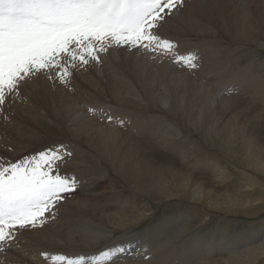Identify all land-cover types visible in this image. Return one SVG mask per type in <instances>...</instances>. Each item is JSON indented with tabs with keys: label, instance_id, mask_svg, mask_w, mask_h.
I'll list each match as a JSON object with an SVG mask.
<instances>
[{
	"label": "bare ground",
	"instance_id": "obj_1",
	"mask_svg": "<svg viewBox=\"0 0 264 264\" xmlns=\"http://www.w3.org/2000/svg\"><path fill=\"white\" fill-rule=\"evenodd\" d=\"M250 1L217 0L209 5L208 0H196L193 5H185L182 13L176 12L163 22L159 32L162 37L176 41L179 52L196 51L200 57L198 70L185 71L193 85H196L195 91L201 92L199 86L210 87L207 91L202 90L209 98L191 118L187 110L190 104L186 105L183 99L185 90H178L179 83L173 79L175 76L181 79L185 74L178 76L165 71L164 75L170 78L159 77L156 80L152 73L154 65L142 66L141 56L137 55L135 60L130 61L129 51L121 56L116 53L118 50L112 52L113 58L109 59V63L113 66L116 64L117 71L123 68L125 74L120 76L114 71L116 75H111L108 100H105L104 90L99 89V82L93 79L90 88L82 89L80 84L77 87L73 85L67 93L45 90L34 93L30 90L31 80L22 84V99L0 113V157L15 162L35 151L62 143L73 153L62 172L74 173L80 183L76 191L78 195L74 194V197L62 201L57 206L54 219L49 218L45 225L36 229L23 230L17 241L19 247L13 246L0 253V264H53L50 259L53 254L73 258L91 257L108 247L128 244L136 245L141 254L134 251L133 255L116 259L112 264H216L218 261L224 264H264V225L258 230H244L237 220L228 218L235 214L249 218L264 214V147H258L259 151L245 137L236 138L231 133L226 134L227 138L220 139V130L215 126L208 127L207 130L214 129L213 134L219 138L215 140L210 133H206L209 134L207 137L215 141L210 142L221 149V155L234 167V174L239 175L232 184L234 189H212L214 185L223 186L235 177L225 166L220 165L219 159L213 160L209 156L195 159L198 156L196 151H190L195 148L190 145L191 140L179 136V132H175L176 127L167 118L155 113L157 106L162 105L164 108L165 104L168 106L165 109L172 115L187 112L189 124L203 133L206 130L203 125L204 111L209 110L214 114L216 110L219 112L217 120H221V116L230 109L228 106L237 99L236 96L226 97L229 92H238L237 97H259L258 101H254L260 109H264V69L258 68L255 48L250 46H264V0H259L262 10L261 22L258 20V24L249 7ZM219 4L225 5L231 13V22L238 35H232L227 28L225 23L228 24V21ZM215 34L220 37L228 35L230 40L219 44V39L214 38ZM234 37L248 43L246 46L239 44L245 49L238 51V47L230 44L236 42ZM155 66L156 73H159L158 68L177 74L183 71L168 59L163 63H155ZM158 81H161L159 87ZM50 83L44 78V87L49 88ZM87 107L103 109L104 115L111 114L116 118V114L122 118L130 116L131 127L135 126L132 127L133 131L140 136L139 146H142L143 154L146 155L143 160L144 171L140 166L141 161H133L136 155L128 161L123 156L118 157L117 137L122 132L121 128L102 119L100 111L95 115L89 114ZM254 120L260 121V115L256 114ZM35 127L46 129L52 134L47 137L46 144L32 141ZM230 129L232 131L233 127ZM163 151L174 156L159 155ZM116 156L118 160H115ZM107 161L113 166L112 172L119 173L126 181V189L131 195L125 194L123 188L116 190L110 187L109 192L95 190L100 189L110 178L102 165ZM138 196L149 198L155 204L175 199L178 203L195 204L196 207L190 208L204 216L199 219V223L187 224L184 220L179 222L180 216L175 218L169 214L160 224L155 223L153 227L136 232L135 226L140 227L145 219L148 220L151 209L143 200L136 199ZM207 210L223 214L218 216L223 221L215 229L203 232L206 222L211 218ZM215 250L227 252V255L211 260ZM40 253H48L49 258L45 259Z\"/></svg>",
	"mask_w": 264,
	"mask_h": 264
},
{
	"label": "snow or ice",
	"instance_id": "obj_2",
	"mask_svg": "<svg viewBox=\"0 0 264 264\" xmlns=\"http://www.w3.org/2000/svg\"><path fill=\"white\" fill-rule=\"evenodd\" d=\"M186 0H0V113L22 99V84L43 75L53 85L69 86L73 73L112 48L158 63L193 71L196 51L181 53L178 43L159 34L162 23ZM89 114L120 126L124 121L103 109ZM7 117H5L6 119ZM73 153L55 144L9 161L0 157V253L17 243L20 233L55 218L57 206L79 189L74 173L62 172ZM141 254L136 245H115L91 257L51 255L53 264H112ZM146 251V249H145ZM45 259L48 253H40ZM147 259V258H146Z\"/></svg>",
	"mask_w": 264,
	"mask_h": 264
},
{
	"label": "rangeland",
	"instance_id": "obj_3",
	"mask_svg": "<svg viewBox=\"0 0 264 264\" xmlns=\"http://www.w3.org/2000/svg\"><path fill=\"white\" fill-rule=\"evenodd\" d=\"M186 1L187 2H186L185 5H187L189 3H190V5H193V2L194 3L196 2V0H186ZM215 1H217V0H208V3H209V5H213ZM250 2H249V7L251 8V11L253 12L252 13L253 14V18L254 19L257 18V24H258V20H260V22H261V17H260V12L262 10V8H261V2L259 0H252V2L251 3ZM219 7L222 8L221 9L222 13H224L226 15L228 24L227 23H225V24L228 26L227 28L229 29V31L231 32V34L232 35H238L239 32H237V30L235 29V27H233L234 23L231 22L232 15H231L230 12H228L226 10L227 7L225 5H222V4H219ZM183 10H184V8H182L178 12L179 13H182ZM162 27H163V23H162V25L159 28V32L161 31ZM262 29H264V28L262 27ZM229 34L230 33H228V35ZM228 35H222L220 37V36H218V35L215 34L214 35V38L216 40L219 39V44H220V42L221 43H225V42H228L230 40L229 37H228ZM230 37H231V35H230ZM239 37L242 38L240 35H239ZM234 39L236 41L235 42L236 44L232 42V43H230L231 45H233L235 48L238 47L237 48L238 51H240L241 49H245L244 47H239V46L240 45L246 46L248 43L241 42L238 37H234ZM263 42H264V40H263ZM230 44H228L227 46H229ZM250 46L252 48L253 47L255 48L254 53L256 55V61L259 64L258 65V68L264 69V66H263V64H264V46H262V47L261 46L256 47L253 44H250ZM116 50H118V51H116ZM113 51H116V53H118V55L121 56V54L124 55L126 53V51H128V50L126 48L125 49L112 48L107 53L101 54V61H102V63H99V64L96 63L97 64L96 65L95 62H92L91 65L89 64L87 67H85V68H83L81 70L80 69L75 70L76 72L74 71V73H73V76H72V79H71V83H70L71 85L70 86L65 87L64 85H61V84L59 85V83H57L54 86H52L53 84L50 83L51 85L49 86V88H46V87L43 86V84H44V78L45 77H43V75H41L42 79H41V77L36 78V79L35 78L31 79V87L32 88L30 87V90L32 92H34V93H36L37 91H40V90L51 91V92H58V93L59 92L60 93H62V92L63 93L66 92L67 93V92H70L71 89L74 86H76V87L79 86V84H80V87L82 89H85L87 87L90 88V83H91V81L93 79V81H96L97 83L99 82V85H100L99 86V89L104 90V93L103 94L106 96L105 97V100H108L109 98L107 96H109L111 94V92H109V90H111V81H109L111 79V75H114V74L116 75V72H118L117 74H119L120 76L123 75V74H125L123 68H118V71H117L116 64L113 66L111 63H109V59L113 58L112 57V52ZM244 51H246V50H244ZM128 54H129L128 57H130V59H129L130 61L132 59H134V60L136 59V57H135L134 54H130V53H128ZM106 57H108V59H106ZM155 63H157V62L151 61V64H149V60L148 59H146L145 57H142V56L140 57V64L142 66H144V64L146 66L154 65L152 73L155 75V79L156 80L159 77H166V78L168 77V78H170V76H165L164 75L165 74V71H166V73H170L172 75H175L176 74L178 76H181V74H183V73L185 74L184 75L185 77H182L181 79H176V76L173 77V79H175L179 83L178 84V86H179L178 87V90H180V91H182L183 89L185 90L183 99L185 100L186 105L187 104H190V109H187L188 112L190 113V118H191V116L197 114L199 112V110H200L199 106H201L202 103H206V100L209 98L207 95H205V92H202V90L204 91L206 89V91H207L210 87H206L205 86V87L201 88V86H199V91H201L199 93V92L195 91L196 85L195 84L193 85V83L190 81V79L188 77V74L185 72V71H187V68L185 69V68L179 67L180 69L183 70V71L180 70L182 72L178 71V72H180V74L173 73V72L171 73V72H169L167 70H164V69H161V68H158L159 73H156L155 69H156L157 66H155ZM97 66H98V68H97ZM95 67L97 68V70H96ZM146 68L148 69V67H146ZM86 69H87V71H86ZM198 69L199 68L195 69V71L198 70ZM89 70H91V71H89ZM114 71H116V72H114ZM78 72H80V73H78ZM98 73H100V74H98ZM90 77H91V79H90ZM107 77H108V79H107ZM184 78H185V80H184ZM159 82H161V81H158V83H157L158 86L157 87L160 86ZM157 87H156V89H157ZM157 91L158 90H156V92ZM238 94H239L238 92H229V94L228 93L226 94L227 95L226 97L236 96L237 99L235 100L234 103H232V104H230L228 106V108H230V109L227 110L221 116V120L220 119L217 120V116H218L219 112H217L216 110L214 111V114H212L211 112H209V110L207 112L204 111V115H203V121L204 122H203V125H204V129H206V130L203 131V133L202 132H198V129L197 128H195V127L193 128L192 125L189 124V121H188V113L187 112H184V113L176 112L174 115H172V113L169 110H166L165 109V108L168 107V106L166 107L167 104H165L164 108H162L161 107L162 105H161V106H157V109H155L156 110L155 113L157 112L158 114L163 115L164 118H167V121L168 122H170L171 124H173L176 127L175 132H179V136H181L182 138H189L191 140L190 141V143H191L190 145L191 146H195V148H192L190 146V148H192L190 151L191 152L196 151L197 152L196 153V156H198V157L195 156L196 157V158L194 157L195 159H197V158L203 159V158H209V157L211 159H213V160H218L219 159L220 160L219 162L221 163L220 165L225 166L226 169H227V171L233 177H235V179H233L231 181H226L225 184H222L223 186H220V184H219V186L218 185L217 186L214 185L215 187H211L212 189H221V188H223L224 190L234 189L232 184H234L236 182V178H239V175H235L234 174V172H235L234 171L235 170L234 167H232V165L229 163V161H227L226 158L221 155V153H220L221 152V149L220 148L218 149L213 143L210 142V141H214V140L211 137H207V135H209V134L206 135V133H210L211 136H213V138L215 140H218L219 138L220 139H223L225 137L227 138V136L229 135V133H231V134H234L236 138H241V137L244 138L245 137L246 140H247V142L252 143L258 150H259L260 147H262V148L264 147V133H262L260 131V130H262L264 132V109H260L258 107V105H256V103L254 101L255 99H257V101H258L259 97L256 98V97H250V96H245V95H240L239 97H237ZM242 102H246V104L245 103H242ZM251 104H252V107L254 106L253 108L251 107ZM161 113H165V115L164 114H161ZM238 113H240L241 115L240 114L238 115ZM170 114H171V116H170ZM207 114H209V115H207ZM256 114H259L260 115V117H261V120L260 121L254 120ZM116 116H117L118 119L124 121V125L121 126V127H120V125H118V123H116L115 120L113 121L114 126L116 125L115 127L119 128V129L121 128V131H122L121 133H118V137H117V144L119 146L117 147L118 150L117 149L116 150H117V153H118V157H122L123 156L128 161L129 158L135 157V155H136V157L134 158L133 161H136V160L141 161L140 162V166H141V169L144 171V165L145 164H143V160L146 158V155L143 154L142 146L141 147L139 146V140H141V139H139L140 136L135 135V131H133V128L135 126L134 127L132 126L133 128L131 127L132 119L130 118V116H127V114H125V116H127L126 118L128 120L126 118L120 117V115H118V114H116ZM227 116H228V118H227ZM49 117H51V116H49ZM229 118L230 119L232 118V120H229ZM227 119H228V121H227ZM237 119L239 120L238 121L239 123L236 122ZM46 122H48V120H46ZM186 122H187V124H186ZM221 122L222 123L223 122L225 123V124L223 123L224 126H223V124H220ZM228 122L230 123V125H229ZM48 124H50V127H52L50 122ZM210 126L212 128L215 126L218 130H220V132L218 134V137L219 138H216L215 137V134H213V130L214 129L213 130H210V131L207 130V128L210 127ZM225 127L227 128V130H225L226 129ZM231 127H233V130L234 131L233 130L230 131L231 130L230 129ZM228 128L230 130H228ZM125 129H127V130H125ZM236 129L238 131H235ZM243 131H244V135L242 133ZM123 132H125V133H123ZM180 132H181V134H180ZM227 133H228V135H226ZM245 133H246V135H245ZM238 134H239V136H238ZM50 136H52V134L49 131H47L46 129H37L35 127L34 128V131H33L32 141L33 142L35 141V142H38L41 145H44V144L47 143V141H46L47 137H50ZM124 136H126V137H124ZM122 138L125 139L126 141L123 140ZM203 138L205 140L202 141ZM192 139H193V141H192ZM70 140L73 141L74 138L73 139L71 138ZM130 140H131V142H129ZM134 140H136V142ZM198 141L200 143H202V144H200ZM179 142L182 143L181 141H179ZM128 144H129V146H128ZM124 150H125V152H124ZM202 150H204V151H202ZM23 154H26V153H23ZM125 154H127L126 156L128 158L125 156ZM160 154L161 155L162 154L165 155V157H168V156H172L173 157L174 156V154H169L167 151H165V152L163 151L162 153H159V155ZM257 154H258V152H257ZM118 157L116 156L115 157V160H118L119 159ZM261 158L262 157H260L259 159H261ZM226 161L228 162V164H227ZM102 165H103V168L108 171L110 178L106 179L107 183L105 181L106 184L103 183L101 185L100 189L95 188V190L96 191L97 190L98 191H102L103 190V191H108L109 192V191H111V188L110 187H114L116 190H121L123 188L122 190L123 191H126L125 194L126 193L127 194L129 193L128 195H131L130 192L126 189V185L125 184H127V183H125L126 181H123L124 180L123 177L119 173L118 174H116V173L114 174V172H112V171H114L113 166L111 164H109L108 161L105 162V163H103ZM176 165L178 166L180 164H176ZM206 167L208 168V166H206ZM197 169H200V168H197ZM125 170H128V169H125ZM250 173H251L252 176L254 175L253 172H250ZM118 178L121 179V180H119ZM205 183L206 184H209L207 181H205ZM74 194H75V196L78 195V194H76V192ZM74 194L68 196L64 201H66L69 197L70 198L74 197ZM136 199L143 200L144 201L143 203L146 204L147 206H149L151 208L150 209V216L148 217V220L145 219V221L142 223V225H140V227L135 226V229L134 230L136 232H140V231H143L144 229H148L150 227H153L157 223L160 224L163 220H165V217L168 216L169 214L174 215L175 218H177V217L180 216L181 219L180 220L177 219V220H179V222H181V220L187 221V224L199 223L200 222L199 219L202 216H204L203 213L198 212V211H196V213H195L194 212L195 209H191L190 208V207H192V208L196 207L195 204L187 205L185 203H178V200L177 199H175L173 201H169V202L159 203V204L153 203V201H151L149 198H144V196L142 198L140 196H138ZM136 199H135V201L138 202V200H136ZM206 212L211 215V218H210V220L208 222H206L205 228H204L203 232L204 231H207V230L210 231L211 229H215L216 225L217 224L220 225V223H222V221H223L222 220V217H221V219L218 218L219 215L220 216H223V214H217L215 212L213 213V211H210V210H207ZM187 214L190 215V216H188ZM198 214L199 215L201 214V216H199ZM235 215H233V216L230 215V216H228V218L237 220L239 222V225H242L243 226L244 230L245 229L246 230H252V229L258 230V227L260 228L262 225H264V214H261L260 216H256L255 218H249V217H244V216H239V215L235 216ZM190 217H192V218H190ZM231 219H229V220H231ZM203 232H200V233L203 234ZM220 255L221 256H226L227 255V252H222V251L215 250V253H213V255L211 254V257L210 258H211V260H213V259L215 260L216 257H221ZM173 264H178V263H173ZM216 264H224V263L221 262V261H218V262H216Z\"/></svg>",
	"mask_w": 264,
	"mask_h": 264
}]
</instances>
